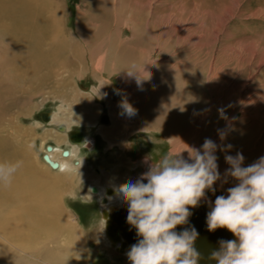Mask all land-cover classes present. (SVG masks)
<instances>
[{"label":"rangeland","instance_id":"obj_1","mask_svg":"<svg viewBox=\"0 0 264 264\" xmlns=\"http://www.w3.org/2000/svg\"><path fill=\"white\" fill-rule=\"evenodd\" d=\"M47 2L50 5L51 15L58 12L62 28L65 27L71 38L80 44L76 51L63 47L54 50L50 48V44L53 46L54 41L56 46L59 37L56 34L45 35L42 38L44 47L41 48L50 55L46 58L47 62H51L47 66L44 65L46 68L42 65V69L35 72L34 77L47 80L39 81L42 83L40 84L30 79L17 81L8 75L6 81L11 82L8 81L9 83L6 82L5 85L0 83V137L13 146L17 155L27 157L29 155L42 172L45 171L46 175L52 176L50 169L42 163V156L45 145H58L55 129L59 123L46 124L42 120V112L58 115L61 118L73 117L75 120L70 131L75 134H86L95 141V143L90 141L88 145L77 150V156L85 160L86 169L91 170L93 166L104 164L112 167L111 173L124 170V172L133 170L132 173H136L138 172L136 168L140 167L142 159L149 158L154 163L164 164L170 173H175L187 185L185 188L192 192L209 195L210 190L217 191L221 196L220 204L224 208L226 191L223 188L222 191L214 188L216 186L209 181V175L208 178L207 176L201 178L202 175L198 172L192 173L191 177L187 175L192 163L181 151L174 155L171 153V139L181 138L186 142L189 128L203 120L207 128L200 138L199 150L207 149V145L211 142L212 146L216 147L214 149L211 146L212 152H208L213 156H211L213 160H206L208 170L210 168V171H213L215 163L221 161V165H225L222 172L227 176L224 178L232 185L245 182L247 176L255 169L259 168L264 174V146L263 149L260 146L263 136L255 135L254 126L243 131L238 127L240 125L237 122L241 117H247L243 116L241 108V101L245 99L244 93L240 95L241 91L250 93L243 108L251 117L248 116L240 123L245 124L244 126L250 125V119L254 115L262 120L264 118V111L256 112L253 106V103L264 101V0H138V2L48 0ZM149 5L152 7L149 11L151 14L148 12ZM173 12L175 16L171 18V23L167 15ZM194 15L197 16L196 22L193 21ZM0 18L7 19L3 14ZM129 25L133 27L130 28ZM194 25L196 27L192 31ZM196 28H200L198 37L190 35L196 33ZM183 33L186 34V38L181 39ZM109 39L111 42L108 41ZM10 44L11 41L0 33V78L11 71V67L6 62L11 54ZM94 44L95 46H91ZM67 51L69 53L66 54ZM52 56L60 59L62 63L51 58ZM63 58L68 59V62ZM71 59L74 63L72 65L69 64ZM213 67L219 72L220 82L225 81L226 75L236 84L232 93L211 94L209 85L216 79L211 77ZM144 69H149L150 82L163 79L166 86L179 89L187 87L193 95L186 94L188 98L184 101L178 97L175 101H164L162 104L157 100L140 102L137 108L136 99H128L127 94L122 90L120 77L123 74L133 77ZM45 72L48 76H45ZM102 83L106 86V95L96 94L95 89ZM208 99L212 100L210 106ZM87 104L89 105L87 108L94 115V117L91 115L94 120L92 118L85 120L77 114L79 106ZM118 108H120L119 114H117ZM133 108L138 109L137 114H132ZM207 111L209 113L206 116ZM104 113L109 117L108 125H111V116L116 120V115L122 118L132 116L130 123H134V127L130 124L122 126L123 132L127 128L128 133L131 134L121 133V139L119 138L120 140L118 139L111 147L102 135L103 126L97 119ZM229 120H232V125L227 127ZM171 132L176 135L173 137ZM255 141L259 146L255 145ZM124 142L128 147H124ZM214 142L218 146H215ZM58 146L67 148L69 145L62 143ZM175 157L179 159L181 157L180 160L184 162L181 164ZM178 166L181 167V171L177 172L175 169ZM185 178H194L195 185L190 187L189 180L187 183ZM58 179L65 180L63 186H60L59 182L56 184L58 180L55 178L49 182L53 185L51 187L55 194L59 195L60 205L75 221V231L61 230L52 237L38 230L22 233L21 226L19 224L18 226L14 219V214L17 212L15 208L0 204V216H2L0 235L8 240L0 236L2 244H0V260L2 259L0 264H46V262L60 264L57 260L69 251L79 256L85 264H128L127 258L117 255L110 248L103 249L98 244L96 238L101 224V214L98 203L94 199H86L83 195L86 191V181L84 179L73 181L74 176H66L65 179L58 177ZM235 179L237 183L234 182ZM201 181L203 184L200 183ZM223 212L227 213L224 210ZM227 215L230 217L228 213ZM232 221L235 223L234 220ZM4 225L11 229L7 230ZM235 226L239 227L236 223ZM262 238L264 237H260V240ZM14 246L21 250H17ZM55 247H58L55 254L46 253ZM244 263L242 260V264Z\"/></svg>","mask_w":264,"mask_h":264},{"label":"bare ground","instance_id":"obj_2","mask_svg":"<svg viewBox=\"0 0 264 264\" xmlns=\"http://www.w3.org/2000/svg\"><path fill=\"white\" fill-rule=\"evenodd\" d=\"M47 1L46 0H0V15L3 14L4 16L7 17V19L5 20H1L0 18V33H2L6 37V39L8 38L11 41V44H10L11 54L9 55L8 59H6V62L11 67V71L9 70L10 72L6 75H3V76L1 75L2 77L0 78V83L4 84L10 81V80L6 81L8 75L12 76L17 81H23V80L27 81L28 79H30L32 80V82L36 81L37 83H40L39 81L47 80L46 78L45 79L42 78V80H40L34 77L35 76L34 73L37 72L39 69H42L41 67L42 65L47 66V64H50L51 62V61L47 62L46 56H50L47 53V51L46 53L42 51V48L44 47L42 45V40H43L42 38L45 35L49 36L50 34H56V36L59 37L58 42H56L57 43L56 46H55L54 41H53V46L52 44H50L51 45L50 48L54 50L55 49L60 50L62 49V47L73 49V51H76V49H78L80 43L78 44L75 40L71 38L69 33H67L66 30L64 29L65 27L62 28L61 21H60L61 17L58 12L57 14L54 12L55 14L51 15L49 11L50 5ZM135 1L138 2V0H135ZM151 5H149L148 7L149 8L148 12L151 11L150 10V8H152ZM153 13L154 11L152 12V14ZM149 14L151 13L149 12ZM174 16H175L174 12L167 15V19L169 18V22H171L170 20ZM193 21L194 22L197 21V16L194 15ZM165 23L167 24V22ZM130 25L129 27L132 28L133 26H130ZM195 27L196 26L194 25L191 28L192 31L195 29ZM199 33H200V28L199 29L196 28V33H192L190 35L198 37ZM111 36L112 34L109 35L110 38ZM182 38H186V34L183 33L181 39ZM104 40L106 39L104 38ZM84 41L88 42V40H84ZM108 41L111 42L110 39ZM117 44L119 45V43ZM84 46H86V44ZM91 46H95V44ZM52 49H49V50H52ZM67 53L69 52L67 51L66 54ZM54 55L55 54L53 53V56ZM53 56L51 58H53ZM56 59L58 60V58ZM55 60H54V63H55ZM67 60L68 59H66L65 61ZM60 62L62 63L61 60ZM134 62L136 61L134 60ZM69 64L70 65L74 64L72 59L69 60ZM102 67H104V65H102ZM117 67H118V64H117ZM51 70L50 72L52 75ZM212 71L213 72L211 74V77H213L214 79L216 78V79L214 82H211V84L209 83L210 84L209 90L211 91V94L215 95V93H225V94L232 93L235 89L236 84L233 81H231V79H229L226 75H225L226 77L224 76L225 81L220 82V80L218 79L219 72L217 71V68L213 67ZM47 72H45L46 74L45 76H48ZM134 75L135 76L131 77L126 74H123V76L120 77V80H121L120 82L123 84L122 90L127 94L128 99L129 98L136 99L137 108H139L140 102L142 103L145 101L157 100L159 103L162 104L164 101H168V102L175 101L178 97H180V99L182 98V100L184 101L188 98L186 94H192V92H190L187 87H183L182 89H179V88H173L172 86H169V87L166 86L163 79L150 82L151 76H149V69L140 70ZM103 82L105 83L104 80ZM104 83H102V85L99 88L95 89L96 94L98 95L107 94L105 92L106 86H104ZM242 93L245 94V96L243 95L245 99L241 101L242 102L241 108L243 109L242 110L243 116L246 115L247 116L246 118H248L249 115L245 113L246 109H244L243 106L246 103V101L249 99L250 93L241 91L240 95H242ZM79 96L83 98L85 97L83 94L82 95L79 94ZM211 101L208 99L209 106L211 104ZM186 103L188 104V101H186ZM88 106H89L88 104L80 105L79 108L77 109L78 116H80L81 118L83 117L85 120L94 117V115H92L93 114L92 111L89 108H87ZM185 106H188V105H185ZM253 106L255 107L256 112H258L259 110L264 111V101H261L258 104L253 103ZM119 109L120 108L117 109V112H118L117 114H119ZM132 110L133 111L131 112H133L132 113L133 115L137 114L138 109L133 108ZM208 113L209 111H207L205 115L207 116ZM43 115H42V120L43 122H46V124H50L52 122L59 123L56 126L57 128L55 129L57 132V140L59 141L57 144L60 145L62 143H67L69 145L67 148L66 147L61 148L58 145L57 146L56 145H45L44 154L42 156V159H43L42 163H44L46 168L50 169L52 176L50 174L46 175L44 173L45 171L42 172L39 169V167H37V165L31 160V157L29 155L28 157L26 155L25 156L17 155L13 146L9 145L6 139L4 140V138L0 137V204L8 208H11V207L15 208L17 212H15L14 214V219H15V222H17V225L19 224L21 226L22 233H24L25 231L29 233V231L31 230H36V231L38 230L52 237L54 234H56L58 231H61V230L66 229L72 232L75 231V228H76L75 221H73L71 217L69 216V214L66 211H64L65 209H63V207L60 205V198L58 199L59 195L55 194L54 190L51 187L53 185H51L49 182V180H54L55 178V180L56 179L58 180L56 184L59 182L60 186H63L65 180L63 181L62 179L61 181H59L58 177L65 179L66 176H72V177L74 176L73 181H78L80 179L81 180L84 179V181H86V186H85L86 191L83 192V195L85 196V198L94 199L99 205L100 214H101L100 216L101 224H100V227L98 226L99 229L97 231L96 240L98 244L103 249L110 248V250H113L117 255L127 258L128 264H151V263L147 259L142 257L141 255H139L137 251L134 250L132 245L130 244L126 245L122 242L120 238L114 239L113 237H111V235H109L107 228L111 220L110 218L113 216L115 212H117L118 210L124 209V207L128 205L130 206L133 202L137 201L138 199L143 198V200H145L146 195L144 196L143 195L144 193L146 194V193H149V191H151L150 195L151 197H154L158 194V192H160V194L157 195V197H159L160 195H162L165 189L177 191L183 194L184 196H186L187 198H191V199L193 198L195 200H199V202L206 203V208L212 211L219 218V220L226 226V228L229 229L231 236L234 240L235 250H236V247L240 248V250L238 249L236 250V254H237L236 264H242V260H244L245 262L244 264H264V238L261 239L262 242L260 240V237H264V174L257 167L258 169H255L254 171L251 172L249 176H247V178L245 179V182L242 181L238 183L239 185H236V184L232 185L230 181L227 182L226 179L224 178L226 174L222 172L223 170L222 168L224 164L221 165V161L216 162V163L214 162L215 165L213 167L215 169L213 171H210V168L208 170L207 169L208 164H206V160L212 159L213 156L211 154L209 155V153L212 152L213 146L211 142L210 144L207 145V149H204L203 151L199 150L200 138L205 134L206 128H207L206 123L203 122V120L197 122V124L192 125L189 128L190 131L187 132L186 142L185 141L183 142L181 138L180 139L172 138L174 141L171 139L172 141L171 153L174 155L176 154V152L181 151L182 153L186 155L185 157L189 160V162L192 163L191 167H189V170H188L189 172H187L188 173L187 175L190 176L192 173H195V172H198L200 175H202L201 178L206 177V176L208 178V175H209V178H210L209 181L212 182L216 186L214 188H218L220 190L223 188L226 191L225 193L226 197L224 198L226 207L224 208L220 204L221 196L217 193V191L210 190L209 195L201 193V192L200 193H196L195 191L192 192L186 189L185 188L186 184L182 182L175 173H172V172L170 173V171L167 169V167L164 166V164L162 165V163H158V164L154 163V161L150 160L149 158H148L149 160L145 158L142 159V161L140 160L141 161L140 167L138 166L136 168L138 171L136 173H132L133 170L132 172H128V171L124 172L125 171L124 170L123 172L117 171V172L111 173L112 167H109V166L107 167L104 164L91 167L92 171L86 169L85 160L80 159L77 156V150L79 147L88 145L90 141H93L95 143L93 138H89L88 135L82 134V133L78 134L79 136L75 138V135L77 134L70 131L71 125L75 120L73 117H70L71 115L69 116L70 118H67V117L65 118V116L64 118H61V117H58V115L54 116L47 112L44 113ZM131 117L126 116L122 118L119 115H116V120H115L114 116L113 118L111 116L110 118L111 125H108L109 117L107 116V114L104 113L101 116H99V118H97L98 123L101 126H103V128L101 129L102 135L109 142L110 147L115 145V143H117V140L119 138L121 139V135H120L121 133L131 134V133H128L129 129L127 128H126V131L124 132L122 131L123 130L122 126L125 127V125L127 124H130L131 126L134 127V123L133 124L130 123ZM246 118L241 117L237 121L238 125H240L238 127L244 131V129L254 126L255 127L254 131L256 132L255 135H259L260 137L263 136L262 144L260 145L261 149H263V146H264V118L262 120L258 118L257 115H254L252 116L251 119L249 118L251 120V124L244 126L245 124L240 123V121H243V119H246ZM92 120L94 119L92 118ZM62 122L63 123L65 122L66 124H61ZM231 125H232V120H229L227 127H230ZM136 127L138 126L136 125ZM230 133L231 131L229 132V134ZM235 133L237 132L235 131ZM171 135L174 137L176 134L174 135L171 132ZM212 140H213V137H212ZM255 143H256L255 145L259 146L258 142L255 141ZM120 145H123V144H120ZM214 145H215V142H214ZM215 146H218V144ZM124 147H128V144L126 142H124ZM218 150L219 149H217V151ZM175 158L178 161H180L181 164L182 162H184L183 160H180L181 157L180 159L178 157H175ZM218 160H220V158ZM175 171L177 172L181 171V167L180 166L176 167ZM192 179L185 178L186 182L189 180L188 182H189L190 187H193V185H195V183L193 182L194 178ZM234 182L237 183V180L235 179ZM200 183L203 184L202 181ZM52 184H55V183H52ZM222 209L225 212H227L230 215V217L227 215V213L225 214ZM104 211H107L106 214H104ZM107 213L108 214L110 213V218L107 217L108 216ZM1 217L2 216H0V219ZM232 220H234L235 223L239 226L238 228L235 226V223H233ZM13 222L14 221H12L11 223ZM8 224L7 226H9ZM24 227L26 228V230ZM6 228L7 230L8 228L11 229L10 227H6ZM0 236L2 237V239L4 238L6 241H8L4 236L2 235ZM53 241L55 242L56 240H53ZM14 247L17 250L18 249L21 250V248H17L16 246ZM57 249L58 247L57 248L55 247L53 250L47 251L46 253H49V254L54 253L55 251H58ZM8 256H10V254ZM11 261L13 262L12 259ZM57 263L85 264V262L82 259H80L79 256L75 255L74 253L72 254L71 251L67 252L66 254H62V257L57 260ZM46 264H51V263L46 262Z\"/></svg>","mask_w":264,"mask_h":264},{"label":"water","instance_id":"obj_3","mask_svg":"<svg viewBox=\"0 0 264 264\" xmlns=\"http://www.w3.org/2000/svg\"><path fill=\"white\" fill-rule=\"evenodd\" d=\"M150 194L111 218L107 213L111 237L132 245L151 264H236L240 248L235 250L229 229L205 202L167 189L159 197Z\"/></svg>","mask_w":264,"mask_h":264},{"label":"flooded vegetation","instance_id":"obj_4","mask_svg":"<svg viewBox=\"0 0 264 264\" xmlns=\"http://www.w3.org/2000/svg\"><path fill=\"white\" fill-rule=\"evenodd\" d=\"M77 136H79L78 134L77 135H75V138H77Z\"/></svg>","mask_w":264,"mask_h":264}]
</instances>
